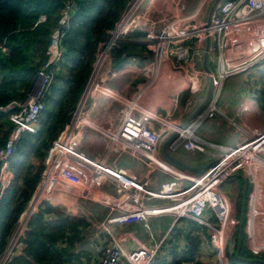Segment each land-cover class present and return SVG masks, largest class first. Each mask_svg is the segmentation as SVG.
I'll return each instance as SVG.
<instances>
[{
  "label": "built area",
  "instance_id": "1",
  "mask_svg": "<svg viewBox=\"0 0 264 264\" xmlns=\"http://www.w3.org/2000/svg\"><path fill=\"white\" fill-rule=\"evenodd\" d=\"M171 1L175 0H127L124 14L107 30L108 41L101 44L107 50V57L110 50L117 47V40L121 39L122 34L143 30L154 58L160 65L170 67L171 78L182 73L185 85H191V93L185 101V113L192 112L205 100L202 93L206 94L208 74L200 67L207 36L210 42L217 45L214 59L216 78L212 91L206 108L194 119L184 124L168 122L163 125L161 116L130 104L127 111L121 112L117 127L106 128L112 153L130 154L144 162L148 169L170 173L171 179L153 189L149 175L138 177L117 167L115 158L111 161L94 159L81 151L83 129L90 124L84 108L86 97L98 91L104 95L110 94L101 84L102 78L97 83L89 78L85 94H82L69 122L48 148L45 168L31 196L33 207L55 195L71 196L76 193L82 200L88 199L108 208L100 226L105 227L109 244L98 264H151L163 241L162 238L157 240L150 231L147 220L153 215L170 214L175 216L174 221L192 218L201 223L204 215L210 212L218 222L216 229L226 231L231 223L230 210L221 185L238 173L253 185L248 197L246 229L255 234V242H264L254 232L264 219V191L260 185L264 181V128L247 129L236 125L242 137L232 147L208 142L194 133L205 119L216 115L223 117L217 101L224 80L264 60V20H257L264 12V0H220L209 21L199 20L203 5L208 0H201L196 11L183 15L164 11L163 6ZM73 9L72 2L65 4L50 35L49 55L37 70L32 92L21 102L11 101L0 106V112L9 113L12 124L4 146L0 147V201L12 183L11 159L19 138L24 133L38 132L45 94L62 59L61 39L70 26ZM45 18V15H40L35 25L45 21ZM194 37L196 40L192 42ZM104 61L99 68L104 66ZM171 135L173 149L182 146L192 154L206 152V146L214 149L212 166L205 168L194 179L186 180L179 170L175 172L170 165L156 163L153 155L163 139ZM73 187L76 189L72 190ZM137 222H142L148 230L149 243L126 251L110 225ZM12 241H9L5 253L0 257V264H9L14 257L22 254L23 243L16 241L11 246ZM251 250L258 254L264 251V247L253 246ZM193 264L206 263L196 261Z\"/></svg>",
  "mask_w": 264,
  "mask_h": 264
},
{
  "label": "crops",
  "instance_id": "2",
  "mask_svg": "<svg viewBox=\"0 0 264 264\" xmlns=\"http://www.w3.org/2000/svg\"><path fill=\"white\" fill-rule=\"evenodd\" d=\"M189 1H192L193 5L196 6L189 13L184 12ZM200 2L201 0H179L177 2L175 0L164 5L163 8L166 12L181 15L183 13L190 14L196 11ZM207 2L204 3L203 7ZM181 6H184V8H181ZM209 9L206 17L199 20L207 19ZM126 38H123L120 43L118 42L119 44L112 51L109 67L106 68L105 75L102 77L103 81L101 83L109 90L110 94L104 95L98 91L96 94L91 92L86 97L84 108L86 118L90 124L85 125L83 129V143L80 149L88 157L94 159L105 158L106 161H111L115 156L117 167H121L128 173L138 177L149 175L151 187L156 189L161 183L171 179L172 175L161 170L148 169L144 162L130 154L116 155L112 153L109 139L106 136V128H116L121 112L127 111L126 109L130 104L139 105V107L161 116L163 125L168 124V122L184 124L189 115L199 106L192 112L185 113V101L191 93V85L187 87L184 84L185 86L180 87L182 79L184 80L182 73H177V77L171 78L173 74L169 69L170 67L160 65L159 61L154 58L153 51L143 30H135ZM195 40L194 37L192 42ZM124 43L133 46V48H130L128 56L123 53L122 56H126V58L120 60L116 49L120 51L121 45ZM217 50V45L210 42L207 64L213 73V78L216 77L214 59ZM132 58H135V60H132ZM200 68L206 71L203 66V59ZM260 72L262 73L259 74ZM207 74L205 99L210 80V74L208 72ZM237 74H241L240 77H233L235 75L233 74L232 77L226 78L232 79L233 87L237 93L228 92L224 96L223 105L217 104V107L223 113V117L216 115L207 118L194 130V133L204 140L224 147H232L240 141L242 135L236 125L247 129L264 128V112L260 103L257 102L259 98L264 100V92L261 91L264 88L262 87L264 82L259 79V75L264 74V60ZM104 82L105 84H103ZM83 91L81 94H83ZM211 91L210 89L209 97ZM80 96L78 101L82 97ZM78 101L75 104L76 107ZM195 116L190 120L194 119ZM159 121H161L160 118ZM68 122L69 120L64 127ZM42 125L43 120L41 121L40 116L38 131ZM168 137L162 142L153 158L158 164L170 165L175 172L179 170V173L183 174L186 180L194 179L201 174L205 170L204 165L211 163L213 160L214 149L210 148L204 153H196L192 156L189 154L190 151L182 146L173 149L171 140L165 145ZM165 150L169 155L191 168H186L181 163L169 159L164 152ZM206 157H210L211 161H206ZM231 180L234 185L237 184L239 187V196H236L241 197V201L239 198L237 202L231 201V189H225L227 187L224 185ZM247 181L250 182L238 173L221 185V191L229 206L230 216L232 213L235 217L233 227L229 223L226 231L216 229V220L210 212L204 215L201 223L192 218H180L174 221L173 215L170 214L150 216L147 220L150 231L157 240L163 239L151 264H190L195 259L206 264H233L236 261L239 264H252L246 261L247 258L244 257L243 250L257 257L264 254V251H260L258 254L252 252L251 248L253 246L262 248L264 242H255V234L246 229L248 197L253 189L251 182L248 189ZM260 185L264 191V181ZM62 197H66V200H68L63 201L55 198L52 200L50 198L43 201L30 220V227L28 226L26 232L33 230L37 235L35 241L37 246L36 256L34 257L32 253H28V246L24 241L22 254L14 257L9 264H98L100 257L109 244L105 227L100 226V222L105 218L108 208L88 199L82 200L76 193L71 196H60L59 199ZM87 201L95 203V205L87 204ZM10 207L7 206L8 211ZM57 207L58 209H56ZM28 215L23 219L24 224ZM5 222L6 219L3 224L0 220V236ZM23 223L20 224L19 231H21ZM238 227H240L239 232H237ZM110 228L116 231L126 251L133 250L141 244L149 243L148 230L145 229L142 222L112 223ZM19 231L13 238L11 246L15 244ZM254 232L264 241V219L254 229ZM10 236H7L5 245L0 249V257L9 245Z\"/></svg>",
  "mask_w": 264,
  "mask_h": 264
},
{
  "label": "trees",
  "instance_id": "3",
  "mask_svg": "<svg viewBox=\"0 0 264 264\" xmlns=\"http://www.w3.org/2000/svg\"><path fill=\"white\" fill-rule=\"evenodd\" d=\"M126 1L0 0V106H5L11 101L21 102L25 99V88L32 85L37 70L46 61L49 55V35L56 26L61 10L68 2L73 3L74 9L70 16V26L61 39L62 59L70 61L79 68L82 67L79 75L65 76L63 74L62 77L65 79L61 85H58L56 77L53 78L45 94V101L47 98L52 99V107L47 108L44 105L42 111L46 117L43 119L42 127L35 134L21 135L17 142L15 155H21L29 148L34 158L44 159L52 141L69 120L85 87L98 44L103 40L106 31L111 29L119 18ZM40 15H45V21L35 25ZM81 36L83 40H80ZM39 47L46 52L42 61L37 63L34 60V49ZM131 47L133 48L124 43L120 51L116 49L118 59H125ZM123 53H126V56H122ZM63 90H66L67 94L62 99ZM8 114V112H0V116ZM11 127L12 124L9 130ZM5 141L6 139H0V147L4 146ZM42 167H36L34 172L24 170L16 201L11 206L2 229L0 249L5 245V239L11 235L34 193L40 180ZM28 226L30 227V221ZM26 233L24 241L27 243L28 253H32L35 257L37 235L33 230ZM243 251L249 263L264 264V254L257 257L246 250ZM233 264H239V262L236 261Z\"/></svg>",
  "mask_w": 264,
  "mask_h": 264
},
{
  "label": "rangeland",
  "instance_id": "4",
  "mask_svg": "<svg viewBox=\"0 0 264 264\" xmlns=\"http://www.w3.org/2000/svg\"><path fill=\"white\" fill-rule=\"evenodd\" d=\"M213 0H209L205 6L203 7V10L201 11L200 13V19H204L206 17V14H207V11L208 9L210 8L211 4H212ZM126 4H127V1L125 3V6L123 7V10L121 12V15L119 16V18L116 20L118 21L121 16L124 14V10L126 9ZM196 5H193V2L189 1L187 3V7L185 9L184 12H188L189 11H192L194 9ZM258 21H263L264 20V12L261 14V16H259V19H257ZM115 21V22H116ZM54 30V28H53ZM52 30V31H53ZM51 35V34H50ZM50 35H49V38H50ZM121 39L118 41L117 40V45L121 42V40L126 37H129V34H122V36H120ZM127 39V38H126ZM80 40H83V36L80 37ZM85 41V39H84ZM108 41V37H107V31L106 33L103 35V40L98 44L97 48H96V51H95V54H94V60L92 62V65H91V68L89 70V77H88V80L86 82V84L88 83L89 81V78L92 79V81L94 80L95 83L99 82V78H102L104 75H105V70L107 67H109V59H110V56L112 54V51L115 49V47H113L110 52L108 53L105 61H104V66L99 68V70L97 71L96 74H94L95 70H96V63L99 59V54L100 52L104 49L103 46L101 45L102 42H106ZM119 42V43H118ZM3 51L5 50L4 48L2 49ZM46 50H44L42 47H39V48H36L34 49V54H35V58L34 60L39 63L42 61V59L44 58V54H45ZM81 68H79V66L77 65H73L70 61L68 60H64L62 59L60 63H58V66L56 67L55 69V76L54 78L56 77L58 79V85H61L64 83V77H62V75L64 74L65 76H74L76 74H80V71H81ZM103 73V74H102ZM262 72H260L259 74H261ZM102 74V76H101ZM241 74H235L233 75V77L235 76H239L240 77ZM94 76V77H93ZM232 77V76H231ZM215 76L213 78V83L215 81ZM259 79L261 80V82H264V74L262 75H259ZM57 81V80H56ZM107 83V81H106ZM36 84V78H34L33 80V83L30 87H27L25 88V97L24 98H27V96L32 92V89L33 87L35 86ZM85 84V86H86ZM102 84V83H101ZM105 84V82L103 83ZM184 81L182 79V82L180 84V87H183L184 86ZM57 87V86H56ZM264 87V85L262 86ZM85 88V87H84ZM84 90V89H83ZM50 91V90H49ZM264 92V88L261 90ZM228 92H231V93H237L233 87V83H232V79H225L224 82H223V85H222V88H221V91H220V97L218 99V105H223V101H224V96L228 93ZM94 94H96L95 92H93ZM66 94H67V91L66 90H63V94H62V99L66 97ZM223 94V96H222ZM186 95V94H185ZM82 96V94H81ZM80 96V97H81ZM54 97V96H52ZM202 97H205V93H202ZM23 98V99H24ZM78 101V100H77ZM79 102V101H78ZM207 102V101H206ZM205 102V104H206ZM258 103H260L261 105V109L262 111L264 112V100L262 98H259L257 100ZM52 99L51 98H47L46 101H45V107L47 108H50L52 107ZM184 103V102H183ZM76 107V105H75ZM74 107V109H75ZM206 107L204 106L203 109H205ZM73 109V110H74ZM73 112V111H72ZM72 115V113H71ZM70 115V117H71ZM46 117L45 113L42 111V114H41V121ZM70 119V118H69ZM41 125V123H40ZM205 125V124H204ZM11 126V122L9 120V117L8 115H1L0 116V139H6L7 135L9 134L10 128ZM165 139H163L162 142H164ZM162 142L160 144V146L162 145ZM206 151L208 149H210L208 146H206ZM47 154V153H46ZM190 155H192L191 152H189ZM186 155H188L186 153ZM193 155H196V154H193ZM192 155V156H193ZM115 157V156H114ZM113 157V158H114ZM45 159H46V155L44 157V159H41L39 157H36L34 158L33 156V153L31 152V150L29 148L26 149V152L21 154V155H13L12 159H11V168L10 170H12V173H13V179H12V183L10 185V187L8 188V190L6 191L4 197H3V200L0 202V220H1V223L3 224L5 219H6V216H7V213H9L8 209H7V206L10 207L12 206L15 201H16V196H17V190L18 188L20 187L21 185V182H22V176H23V173H24V170L26 171H36V167H42V170L43 168H45ZM206 161H211V158L210 157H206ZM124 162V160H123ZM33 166V167H31ZM41 170V172H42ZM40 176H41V173H40ZM230 179V178H229ZM232 180L227 182V184H225L224 186L227 187L225 189H231V194H230V197H231V201H236L237 202V199L239 198L240 201H241V197H237L236 195H238V185L234 183H232ZM247 186H248V189L250 188V182L247 181ZM230 187V188H229ZM73 189H76V187H73ZM37 191V190H36ZM33 195V194H32ZM235 195V196H234ZM56 196V197H55ZM53 197H51V199L53 200L54 198L55 199H58V200H63L65 201L66 200V197H62L59 199V195H55ZM239 196V195H238ZM5 200V201H4ZM46 199L40 201L36 206L33 207V203H32V200L30 198L29 201H31L30 203H32V207H33V211L31 213V215L29 216V219L27 220V222L24 224V226L22 227V230L18 236V243H23L24 242V237L26 236V229L28 228V223L29 221L33 218V214L36 212V210H38V208L40 207V205L43 203V201H45ZM68 200V199H67ZM66 200V201H67ZM87 204H91L92 206L95 205V203H92L90 201H87ZM97 205V204H96ZM30 207V204L28 202V204L26 205L25 207V210L23 211L22 215L19 217L16 225L14 226L13 228V232L10 236V241L15 237V235L17 234V232L19 231V226L22 222V220L24 219V217L26 216L27 212L29 211ZM11 208V207H10ZM58 209V207L56 208ZM174 217V220H175V216ZM216 220V219H215ZM230 221H231V227H233L234 225V221H235V217L233 216V214L231 213V216H230ZM216 224H218V222L216 221ZM240 230V227L237 228V232H239ZM194 262H196V259L194 261H192L190 264H193Z\"/></svg>",
  "mask_w": 264,
  "mask_h": 264
},
{
  "label": "water",
  "instance_id": "5",
  "mask_svg": "<svg viewBox=\"0 0 264 264\" xmlns=\"http://www.w3.org/2000/svg\"><path fill=\"white\" fill-rule=\"evenodd\" d=\"M220 0H214L212 5L210 6V9H209V13H208V16H207V21L210 20V16L212 14V12L214 11L216 5L219 3ZM209 48H210V39L209 37L207 36V39H206V45H205V54L203 56V66L205 68V70L210 74V80H209V87H208V93L206 95V99L204 101V103L202 105H200L198 108H196L190 115L189 117L186 119V122H188L193 116H195V114L203 107V105L205 104V102L207 101L208 97H209V91L211 89V85L213 83V73L211 72L210 68L208 67V64H207V61H208V55H209ZM83 94H85V90L83 91ZM84 97V96H83ZM185 122V123H186ZM173 135H171L170 137H168V139L166 140L165 142V145L172 139ZM165 149V147H164ZM166 156L171 159L172 161H175V162H178V163H181L179 160H177L176 158H174L173 156L169 155L166 150L164 151ZM184 167L186 168H191L190 166L186 165V164H183L181 163ZM213 163H207L204 165V168H207V167H210L212 166ZM33 211V207L30 209V213H28V218H26L27 220L29 219V216L31 215ZM26 220V222H27Z\"/></svg>",
  "mask_w": 264,
  "mask_h": 264
},
{
  "label": "bare ground",
  "instance_id": "6",
  "mask_svg": "<svg viewBox=\"0 0 264 264\" xmlns=\"http://www.w3.org/2000/svg\"><path fill=\"white\" fill-rule=\"evenodd\" d=\"M106 54H107V50L106 49H104V50H102V52L100 53V58L98 59V61H97V64H96V71H95V73L94 74H96L97 73V71L99 70V67L101 66V64H102V62L104 61V59H105V57H106ZM94 77V76H93ZM32 207H29V211H30V209H31ZM169 211H172V210H169ZM29 213V212H28ZM28 213L26 214V215H28ZM25 218V217H24ZM23 221L24 220H22V222L21 223H23ZM24 226V223H23V225H22V227ZM22 230V229H21ZM20 232L21 231H19V233H18V235H17V237H16V240H15V244H16V241H17V238H18V236H19V234H20ZM14 244V245H15Z\"/></svg>",
  "mask_w": 264,
  "mask_h": 264
}]
</instances>
